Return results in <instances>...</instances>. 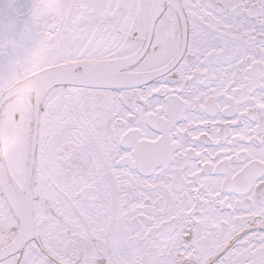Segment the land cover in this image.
Masks as SVG:
<instances>
[{
	"label": "snow or ice",
	"instance_id": "obj_1",
	"mask_svg": "<svg viewBox=\"0 0 264 264\" xmlns=\"http://www.w3.org/2000/svg\"><path fill=\"white\" fill-rule=\"evenodd\" d=\"M0 264H264V0H0Z\"/></svg>",
	"mask_w": 264,
	"mask_h": 264
}]
</instances>
